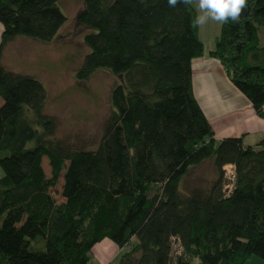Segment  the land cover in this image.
<instances>
[{
	"label": "trees",
	"instance_id": "trees-1",
	"mask_svg": "<svg viewBox=\"0 0 264 264\" xmlns=\"http://www.w3.org/2000/svg\"><path fill=\"white\" fill-rule=\"evenodd\" d=\"M58 0H0V264H90L104 238L129 245L116 264H264V138L216 140L192 89L203 54L192 4L167 0H83L89 29L75 70L122 74L93 150L55 138L35 77L7 70L2 50L18 36L50 43L66 18ZM264 0H247L239 22L221 25L210 54L257 114L264 105ZM33 142V146L27 144ZM47 156L50 176L42 167ZM211 159L207 188L180 192L191 167ZM233 165L229 193L223 167ZM63 173V174H62ZM63 175L64 200L50 192ZM187 194V195H185Z\"/></svg>",
	"mask_w": 264,
	"mask_h": 264
},
{
	"label": "rangeland",
	"instance_id": "rangeland-1",
	"mask_svg": "<svg viewBox=\"0 0 264 264\" xmlns=\"http://www.w3.org/2000/svg\"><path fill=\"white\" fill-rule=\"evenodd\" d=\"M194 1L191 3L193 7ZM57 5L66 20L53 41L44 44L19 36L8 46L5 62H1L7 70L31 75L43 84L47 94L43 112L55 119V138L75 149L93 150L101 139L104 123L111 112V89L122 82L123 76L101 68L85 81L76 80L74 72L88 52L83 38L89 29L76 22L78 13L83 9V0H58ZM261 34L264 46V28ZM27 146H33V142ZM6 154V150L0 151V157ZM42 167L49 177L51 172L47 156L42 157ZM62 174L56 185L50 188L57 202L64 200ZM2 175L0 167V177ZM217 176L212 160H205L191 167L182 178L180 192L207 188ZM193 264H197V259Z\"/></svg>",
	"mask_w": 264,
	"mask_h": 264
},
{
	"label": "crops",
	"instance_id": "crops-1",
	"mask_svg": "<svg viewBox=\"0 0 264 264\" xmlns=\"http://www.w3.org/2000/svg\"><path fill=\"white\" fill-rule=\"evenodd\" d=\"M197 2L195 0L193 4L198 15ZM2 28L0 23V35ZM220 31L221 24L212 20L198 26L203 54L191 64L193 94L216 140L242 137L244 145L259 148L258 143L264 138V105L262 115L257 114L250 100L230 80L219 59L210 54ZM14 40L3 48L1 61L5 62L6 50ZM128 248L129 245L119 247L110 239L104 238L92 247L90 264H116L121 253ZM256 258L258 257H250L245 264H262Z\"/></svg>",
	"mask_w": 264,
	"mask_h": 264
},
{
	"label": "clouds",
	"instance_id": "clouds-1",
	"mask_svg": "<svg viewBox=\"0 0 264 264\" xmlns=\"http://www.w3.org/2000/svg\"><path fill=\"white\" fill-rule=\"evenodd\" d=\"M170 7L178 3L191 4L192 0H167ZM247 6V0H198V15L194 20V26H203L209 20L221 25L231 20L236 23Z\"/></svg>",
	"mask_w": 264,
	"mask_h": 264
},
{
	"label": "built area",
	"instance_id": "built-area-1",
	"mask_svg": "<svg viewBox=\"0 0 264 264\" xmlns=\"http://www.w3.org/2000/svg\"><path fill=\"white\" fill-rule=\"evenodd\" d=\"M225 176L227 179V183L224 185V190L226 193H229L233 186V180H234V168L233 165L227 164L223 167Z\"/></svg>",
	"mask_w": 264,
	"mask_h": 264
}]
</instances>
